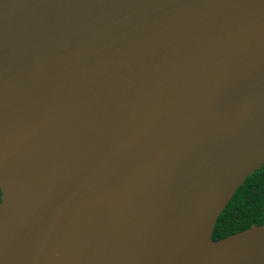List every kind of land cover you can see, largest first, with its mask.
I'll list each match as a JSON object with an SVG mask.
<instances>
[{"label": "water", "instance_id": "water-1", "mask_svg": "<svg viewBox=\"0 0 264 264\" xmlns=\"http://www.w3.org/2000/svg\"><path fill=\"white\" fill-rule=\"evenodd\" d=\"M263 165L264 0H0V264H264Z\"/></svg>", "mask_w": 264, "mask_h": 264}, {"label": "trees", "instance_id": "trees-1", "mask_svg": "<svg viewBox=\"0 0 264 264\" xmlns=\"http://www.w3.org/2000/svg\"><path fill=\"white\" fill-rule=\"evenodd\" d=\"M262 224H264V165L236 190L216 222L213 239L219 240Z\"/></svg>", "mask_w": 264, "mask_h": 264}]
</instances>
